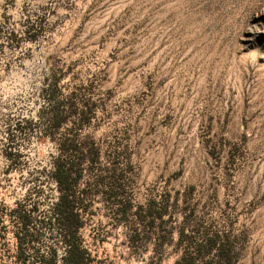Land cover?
<instances>
[{
	"label": "rangeland",
	"instance_id": "obj_1",
	"mask_svg": "<svg viewBox=\"0 0 264 264\" xmlns=\"http://www.w3.org/2000/svg\"><path fill=\"white\" fill-rule=\"evenodd\" d=\"M69 257L264 264V0H0V264Z\"/></svg>",
	"mask_w": 264,
	"mask_h": 264
},
{
	"label": "trees",
	"instance_id": "obj_2",
	"mask_svg": "<svg viewBox=\"0 0 264 264\" xmlns=\"http://www.w3.org/2000/svg\"><path fill=\"white\" fill-rule=\"evenodd\" d=\"M61 150L65 151L66 150V146L63 145V147H61ZM67 163L64 161L58 162L55 165V172H54V176H55V180L59 185V189L61 191V196L59 198V202L57 204V207L55 209V218H59L60 215L62 214L61 212H65V210H63V207L68 208V212H77V206L75 207L74 205L71 204L72 201V191H73V187L77 181V178L71 179V176L73 174L72 171H69V166L66 165ZM76 177V176H75ZM78 213V212H77ZM18 220L21 221V223L24 222V219H22V217L20 215L17 216ZM19 236V235H17ZM76 250H81L80 247L77 246H72L70 245V257L73 255V253ZM69 257V261H71L74 264H79V260L78 259H70ZM66 261H68V259H66ZM71 262H68L67 264H70ZM51 264H57L56 258H54V261Z\"/></svg>",
	"mask_w": 264,
	"mask_h": 264
}]
</instances>
